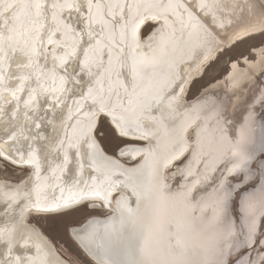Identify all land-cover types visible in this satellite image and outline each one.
<instances>
[{
	"label": "snow or ice",
	"instance_id": "obj_1",
	"mask_svg": "<svg viewBox=\"0 0 264 264\" xmlns=\"http://www.w3.org/2000/svg\"><path fill=\"white\" fill-rule=\"evenodd\" d=\"M196 6L210 12L219 29L228 32L238 27L243 36L252 34L251 25L241 23L245 9L251 15L258 7L264 17V3L259 0H199ZM179 9L192 22L185 25L183 13L179 15L182 33L187 27L203 30L212 37L211 51L223 47L216 40L219 32L213 35L215 30L209 31L181 0L167 4L158 0H0V203L20 208L18 222L11 229L0 228V264H74L26 222V212L56 213L47 217L53 228L103 253L101 264H264V213L257 216L250 211L239 233L234 228L218 231L210 258L204 260L199 258L198 246L190 244L184 222L166 219L158 205L138 220L124 204V196L114 195L128 186L132 170L124 169L109 153L119 150L124 155L133 146L122 138L137 133L139 139L148 140L149 147L133 150L154 158L153 185L161 187L175 167L174 176L202 184L205 191L210 188L215 197L213 216L219 225L227 219L234 194L254 186L257 179L264 193V138L258 155L236 142L219 163L211 159V152H205L200 131L193 141L189 125L177 127L172 119L170 110L186 83L181 62L175 58L179 46L176 21L170 23L168 15ZM161 19L164 23L142 40V27ZM258 31L264 36V27ZM233 38L240 36L233 33ZM72 97H76L75 111L64 105L68 113L60 121V132L53 123L55 107ZM50 99L53 118L49 123L56 133L51 137L39 131L47 119L39 115L40 110ZM254 103L264 108V88ZM215 119L229 122L226 103H219ZM42 169L51 173L43 177L45 185L51 179L63 183L64 177L70 178L66 189L61 187L60 197L41 198ZM117 174L126 179L120 180ZM254 196L255 191L249 193V201ZM113 200L121 209L119 230L106 226L103 235L98 231L84 234L74 227L80 223L78 213L90 215V209L111 208ZM137 203L139 207V196ZM125 212L133 226L139 223L141 227L142 242L131 259L123 258L129 252L123 236ZM48 255L57 258L48 260Z\"/></svg>",
	"mask_w": 264,
	"mask_h": 264
},
{
	"label": "bare ground",
	"instance_id": "obj_2",
	"mask_svg": "<svg viewBox=\"0 0 264 264\" xmlns=\"http://www.w3.org/2000/svg\"><path fill=\"white\" fill-rule=\"evenodd\" d=\"M158 2L167 4L169 0H158ZM181 2L186 6H191L194 15L205 24V27H207L209 31L215 30L213 31V35H215V32H219V36H216V40L222 41L223 47L216 51H211L214 46L212 37L207 36L203 30L187 27L182 33L178 17L183 13V9H179L175 14L169 12L170 23L171 21H176L174 27L179 41L175 58L181 62L183 69L182 75L186 80L184 92L174 101V108L170 110L172 112V119H174L177 127L185 123L189 125V134L193 141L196 139V132L200 131L201 144L205 152H211V159L219 163L223 162V154L227 150L232 149L236 142L246 151H255V146L264 137L262 120L256 117L254 113L255 107L257 106L254 100L255 97L259 95L261 87L256 86L257 83H253L255 82V76H260L261 72H264V44L250 49V52L255 55L253 59H250L247 55H243L239 58L244 64L243 68L240 67L238 60L229 61V70L217 81L207 84L193 97H188V91L190 85L200 77L205 67L216 59L220 52H223L225 49L232 47L246 38L259 35L258 29L264 27V17H261L258 7L254 9L251 15H249L247 9H245L241 23L244 25H251L249 31L252 34L243 36L238 27H234L228 32L219 29L217 25L212 23L211 13L207 10H201L196 6L199 0H181ZM206 2L212 3L213 0H206ZM228 2L231 3L232 0H228ZM239 2L244 3V0H239ZM259 2L264 3V0H259ZM239 15V10H237V16ZM183 19L185 25L192 23L189 21L187 13H183ZM149 22L153 23L154 27L147 35H141L142 40H146L147 36L150 35L155 28L160 27L164 23L163 19L159 22ZM225 23L227 24V20H225ZM146 25H144L142 29ZM171 30L172 28L169 27L168 31L170 32ZM233 33L238 34L240 38L234 39ZM209 53L211 54L209 55ZM233 65H236V67H233ZM248 85L251 86L247 91V96H244V93L240 92V90L243 91ZM175 91L179 93V88L175 89ZM75 98L76 97H72L62 100L61 103L57 104L55 107V120L53 123L60 132L63 131L60 127V121L63 117H66L68 113V107H64V105L67 104L69 107H73ZM244 101H247V103H244ZM220 102L227 104L229 122L226 124L223 121H217L215 119V112L218 110ZM51 104L52 100L50 99L48 103L43 104V108L39 113L40 116H47V119L42 122V127L39 131L42 135H47L49 137L56 134L53 131V125L49 123L53 118ZM44 109H48L47 113H45ZM61 109L63 110L61 111ZM74 111L75 109L73 107V112ZM32 130L33 132L36 131L34 124L32 125ZM123 139L136 141H127V144L133 146V148L149 147L148 140L139 139L138 133L131 137H124ZM152 143L155 144L156 141L153 140ZM121 147H124V145H121ZM133 148L126 149L124 155H120L119 150L116 151L117 156L115 153H109L119 160L124 169L132 170L128 173V186L122 187L121 192L114 195L118 197L122 194L124 196V204L135 211L138 220L148 216L152 211L153 205H158L161 212L166 214V219L174 222H184L190 238V244L197 245L199 248V258L204 260L209 259V249L211 248L214 235L220 230L224 231L225 228V226L219 225L214 219L213 205L215 197L212 195L211 189L209 188L205 191L202 184L197 183L193 185L191 182L186 183L178 174L174 176L173 173L177 171L175 167L171 168L166 175V180L163 182V185L166 186L162 185L157 188L152 183V171L154 167L153 156L150 153H137ZM57 175H59V173H57ZM117 175L120 180L126 179L124 176ZM44 176H51V173L42 169V179L40 181L42 184L40 191L42 199L46 198L51 200L54 197H60L62 194L60 190L61 187L66 189L67 183H70V178L64 177L63 183L51 179L50 183L45 185L43 181ZM33 180L35 181V177H33ZM30 187L31 185H29V188ZM134 188L136 189L135 192L133 191ZM249 193L250 192H245L244 196L248 198ZM63 195H68L67 190L64 191ZM35 196L36 194L33 193V199H35ZM138 196L139 207L137 203ZM21 201L27 203V200H25L23 196H21ZM246 203L247 207H249V203H251L252 206L256 205L254 198H252L251 201L247 199ZM99 209L107 210V212L103 215H89L82 223L74 227L77 230H83L84 234L98 231L101 235L104 234L106 226L109 230L113 227L117 230L121 228V209L116 206L114 200L111 208L104 206ZM44 214L55 213L37 214L35 212H26V222H31L32 226L36 227L38 232L44 234L49 244H52L54 248L58 250V253L62 254L41 228L30 220L31 215ZM19 217L20 208H7L6 205L0 203V228L7 227L11 229L18 222ZM109 218L113 219L110 220ZM89 221H92V223H89ZM96 221H99V223H96ZM212 224L214 226H212ZM233 228L235 232H239V227L234 222L229 226L231 231ZM225 231H227V229ZM123 236L124 245L129 249L128 255L123 258H134L138 253V244L142 242L141 227L139 223L133 226V224L128 221L126 212L124 216ZM72 238L94 263L101 264V261L105 259L103 253L97 254L95 251L85 247L84 244H81L79 239L75 237ZM33 241L34 243L41 244L42 249L44 248V245L35 236H33ZM31 254L35 255V247H32ZM43 254L42 252V255ZM63 257L65 256L63 255ZM56 258L57 257L54 255L46 256L48 260H55Z\"/></svg>",
	"mask_w": 264,
	"mask_h": 264
},
{
	"label": "rangeland",
	"instance_id": "obj_3",
	"mask_svg": "<svg viewBox=\"0 0 264 264\" xmlns=\"http://www.w3.org/2000/svg\"><path fill=\"white\" fill-rule=\"evenodd\" d=\"M154 27L153 23H147V25L142 29V34L147 35L152 28ZM264 44V36L256 35L252 36L250 38H246L237 44L233 45L230 48L225 49L223 52H220L216 59H214L209 65H207L200 75L189 87L188 91V97H193L201 88L205 87L207 84L213 83L217 81L219 78H221L228 70H229V61L238 60L240 67L243 68L244 64L239 60V58L243 55H247L250 59H253L255 55H253L250 52V49L253 47H258ZM264 72H261L260 76H255V82L256 86H259L261 88H264ZM253 84V85H254ZM252 85V84H251ZM244 88V90H240V92L244 93V96H247V91L249 90L250 86ZM254 113L256 114V117L264 118V108H261L259 104L255 107ZM264 131V128H262ZM264 138V137H263ZM123 139V138H122ZM126 142H136L134 140H126ZM262 140V139H261ZM261 141L258 142V144L255 146L257 151L260 147ZM117 151V150H116ZM110 152L115 153L117 156V152ZM258 155V151H257ZM261 185V180L257 179L255 182V185L252 187H248L245 191H242L239 193V195L233 196V203L230 204L229 212L227 215L226 222L223 223V226H225L224 231L227 229V231H231L229 229V226L232 225L234 222L239 227V232H241L244 229L245 222L247 220L248 213L254 212L257 216L260 215V213H264V193L259 191ZM255 196L254 200L256 201V205L251 206V208L247 207V199L246 196H244L245 192H254ZM259 207V208H258ZM249 208V209H248ZM90 215L96 214V215H103L107 212V210L103 209H90ZM55 214H44V215H31L30 220L36 223L41 230L50 238V240L58 247L62 255H64L66 258L71 259L74 264H96L94 263L87 255L83 252V250L80 248V246L76 243V241L68 236L65 235L62 231L54 229L52 224V220L48 219L47 217L54 216ZM89 215L84 214H77L76 219L80 221V223L83 222V220ZM38 218V223H37ZM78 223V224H80ZM76 224V225H78ZM75 225V226H76ZM212 226H214L212 224ZM237 232V233H239ZM243 239V237H241Z\"/></svg>",
	"mask_w": 264,
	"mask_h": 264
}]
</instances>
